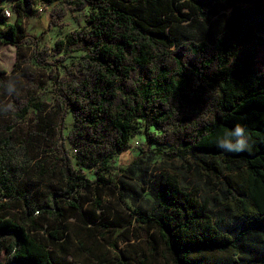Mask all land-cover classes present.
Instances as JSON below:
<instances>
[{"label":"trees","instance_id":"1","mask_svg":"<svg viewBox=\"0 0 264 264\" xmlns=\"http://www.w3.org/2000/svg\"><path fill=\"white\" fill-rule=\"evenodd\" d=\"M218 1L0 0V13L10 3L15 15L0 44L16 50L12 75L0 70L5 264H146L140 242L152 258L163 249L172 264H207L215 253L230 254L228 264H264V73L256 68L255 48L264 0H229L222 9L227 0ZM37 4L50 5L49 28L68 11L91 10L85 26L54 44L62 61L81 53L63 74L31 65L52 66L46 48L26 46L27 8ZM226 10L225 26L215 34L191 37L176 28L209 25ZM48 80L53 110L37 94ZM68 114L73 122L64 134ZM238 123L248 148L220 149L218 139ZM140 128L146 148H168L158 152L165 160H190L214 182L212 194L200 199L177 174L159 172L144 180L153 207L122 206L127 220L100 224L110 210L90 199L92 191L114 184L105 176L116 170L111 160L130 148ZM119 185L134 192L122 180ZM117 195L124 205L125 194ZM129 227L138 234L136 249Z\"/></svg>","mask_w":264,"mask_h":264},{"label":"rangeland","instance_id":"2","mask_svg":"<svg viewBox=\"0 0 264 264\" xmlns=\"http://www.w3.org/2000/svg\"><path fill=\"white\" fill-rule=\"evenodd\" d=\"M219 1L217 0V3ZM229 2H221L218 6L219 9H222ZM4 8H8L9 11H12V4L5 3L2 5ZM49 8L50 5L37 4L27 8L28 18L25 21V27L27 32V45L29 48L36 50L37 52L41 51L43 48L47 49L49 56L46 61L52 66L44 67L41 64L31 61V65L34 68L44 71L46 74H49L53 69L63 74L66 68L71 64L75 63L81 53H71L64 57V60L60 59L61 55L55 52L54 44L57 40L64 39L70 33L80 29L86 25V18L90 13V8H86L82 11L68 13L63 17L57 26L48 27L49 19ZM230 10L220 11L219 15L214 17L209 25L199 26L197 23H193L192 27H189L188 23H180L176 25V28L179 31L185 30L187 33H190L191 37H206L208 33L215 34L217 31L222 29L225 26L224 19L229 14ZM15 20V15L12 13L10 17H5L0 13V33H6L7 24L13 23ZM258 45L256 48V68L258 72L264 73V30L258 33ZM15 48L11 45L0 44V70H3L7 76L12 75V70L15 63ZM38 96L45 102L49 104L50 109H54V98L55 91L54 86L51 80H48L45 87L37 92ZM73 119L71 115H67L65 118V130L64 134L70 130ZM150 132H154L152 129ZM130 148L121 153L115 155L111 164L116 168L112 174H105L110 180L113 181V185L108 188L98 189L97 193L92 191L90 199H97L99 202H103L109 210L110 213L106 218L102 215L101 221L102 224L107 220L120 219L125 221L128 219V213L125 209H122V206L135 209L139 206L145 208H151L155 205V201L151 196L149 191H143L144 180H148L154 174L159 172H172L178 175L182 185L186 186L188 189L196 191V193L202 199L203 197H208L212 192L210 191L211 185L214 183H207V178L205 174L200 169H195V166L189 160L188 163L183 162L179 159L165 160L161 157L158 152H168V148L150 146L149 148L145 147V139L143 135V128H140L139 133L132 137L129 141ZM131 166L130 171L127 168ZM190 166V168H189ZM127 170V171H126ZM144 172L146 174H144ZM83 173L89 180H94L95 176L91 170H83ZM129 178H132L131 180ZM124 181L130 186L134 192L122 188L119 185L120 181ZM117 191L123 192V203L122 205L119 202ZM97 214H100L98 212ZM70 222H73V219H70ZM96 234L99 236L102 229L98 226L96 228ZM127 235L130 236L131 240L129 244H132L136 249L135 244L139 241L136 240L138 235L136 231L129 227ZM110 234L106 238H110ZM87 246L92 243L91 240L87 239ZM119 248L129 252L128 245H124L121 242L118 243ZM138 249H141L142 252L146 254V264H172L170 257L164 252L163 249L159 248L158 255L152 258L147 254V247L145 243L140 242ZM90 247V246H89ZM108 255L111 256V251L108 250ZM86 258V257H85ZM230 254H209L207 255V264H228L230 262ZM6 254L5 252H0V264H5ZM84 263L92 264V259L85 261Z\"/></svg>","mask_w":264,"mask_h":264},{"label":"clouds","instance_id":"3","mask_svg":"<svg viewBox=\"0 0 264 264\" xmlns=\"http://www.w3.org/2000/svg\"><path fill=\"white\" fill-rule=\"evenodd\" d=\"M9 94L16 91L15 84L9 82L7 85ZM10 107V106H9ZM217 146L229 153H239L248 148V139L246 137V128L241 124H236L234 128L228 131L224 137L218 139Z\"/></svg>","mask_w":264,"mask_h":264},{"label":"built area","instance_id":"4","mask_svg":"<svg viewBox=\"0 0 264 264\" xmlns=\"http://www.w3.org/2000/svg\"><path fill=\"white\" fill-rule=\"evenodd\" d=\"M2 13H3V16L7 18L12 15V12H10L8 8H3Z\"/></svg>","mask_w":264,"mask_h":264}]
</instances>
